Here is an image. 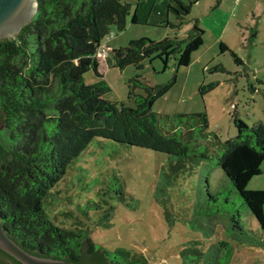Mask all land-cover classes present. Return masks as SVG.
<instances>
[{
    "label": "trees",
    "instance_id": "1",
    "mask_svg": "<svg viewBox=\"0 0 264 264\" xmlns=\"http://www.w3.org/2000/svg\"><path fill=\"white\" fill-rule=\"evenodd\" d=\"M197 1L137 0L132 11L133 3L127 0H38L33 18L14 37L0 39V218L9 236L26 250L82 264H147L126 245L111 248L95 241L92 227L60 226L44 207L70 163L96 137L177 156L174 167L181 168L217 154L218 165L264 232V188H247L262 172L264 122L249 125L233 115L237 133L222 139L209 130L206 110H153L154 102L175 84L176 73L154 85L137 73L128 92L133 104L105 97L111 86L100 69L99 52L101 48L108 52L103 41L111 26L125 29L131 15L133 23L178 30ZM203 34L195 21L185 37L176 31L157 40L133 38L125 46L109 49L108 63L141 69L145 59L159 57L165 70L173 58L177 71L190 63L192 53L204 43ZM220 46L222 51L228 49L224 42ZM214 68L225 70L223 65ZM88 71L97 79L88 82ZM216 85L203 83L199 91L204 95ZM113 180L99 194L123 201L127 189L117 176ZM90 203L88 199L79 208L84 213L103 208ZM115 211L116 205L109 204L102 216L110 222ZM227 216L228 238L205 249L195 244L180 247V264H230L236 243L244 241L248 229L239 211ZM0 264L23 263L0 248Z\"/></svg>",
    "mask_w": 264,
    "mask_h": 264
},
{
    "label": "rangeland",
    "instance_id": "2",
    "mask_svg": "<svg viewBox=\"0 0 264 264\" xmlns=\"http://www.w3.org/2000/svg\"><path fill=\"white\" fill-rule=\"evenodd\" d=\"M127 1L133 3V11L137 0ZM181 1L190 4V0ZM169 17L176 20L173 12ZM195 21L204 30V43L192 53L190 63L177 71L173 58L163 70L159 57L145 59L141 69L133 64L119 68L109 65V49L107 53L100 51V69L111 86L105 97L133 104L128 92L137 73L142 81L153 85L176 73L175 84L154 102L153 110H206L209 130L222 139L237 133L233 115L249 125L264 122V0H199L191 5L178 30L161 24L133 23L130 15L126 28L118 30L112 25V35L103 42L112 49L127 45L133 38L157 40L173 36L176 31L185 37ZM221 42L228 49L222 51ZM219 65L225 70L214 68ZM85 77L88 82L97 79L92 71ZM210 82L217 85L202 95L201 84ZM178 158L96 137L70 163L44 207L60 226L92 227L95 241L111 248L126 245L147 264H180V247L195 244L205 249L211 242L228 238L227 213L239 211L248 236L236 243L230 264H264V232L218 165L217 154L182 168L174 167ZM261 168L262 172L248 182V189L264 188V161ZM113 176L127 189L123 201L103 196L101 191L99 194L101 187L115 181ZM88 199L92 207L98 203L103 208H88L84 213L79 207L86 206ZM109 204L116 205L111 223L102 216Z\"/></svg>",
    "mask_w": 264,
    "mask_h": 264
},
{
    "label": "water",
    "instance_id": "3",
    "mask_svg": "<svg viewBox=\"0 0 264 264\" xmlns=\"http://www.w3.org/2000/svg\"><path fill=\"white\" fill-rule=\"evenodd\" d=\"M38 9V0H0V39L14 37ZM2 124L0 122V129ZM0 248L23 264H82L29 252L9 236L0 218Z\"/></svg>",
    "mask_w": 264,
    "mask_h": 264
},
{
    "label": "built area",
    "instance_id": "4",
    "mask_svg": "<svg viewBox=\"0 0 264 264\" xmlns=\"http://www.w3.org/2000/svg\"><path fill=\"white\" fill-rule=\"evenodd\" d=\"M111 35H112V34H111ZM111 35H108L107 38H108L109 36H111ZM103 44H104V45H107L105 42H104ZM107 47H108V45H107ZM108 48H109V47H108ZM100 51H101L102 53H104V52H106V48H101Z\"/></svg>",
    "mask_w": 264,
    "mask_h": 264
},
{
    "label": "crops",
    "instance_id": "5",
    "mask_svg": "<svg viewBox=\"0 0 264 264\" xmlns=\"http://www.w3.org/2000/svg\"><path fill=\"white\" fill-rule=\"evenodd\" d=\"M107 45H108V44H107ZM108 47H109V49H111L110 45H108ZM113 48H115V47H113Z\"/></svg>",
    "mask_w": 264,
    "mask_h": 264
}]
</instances>
